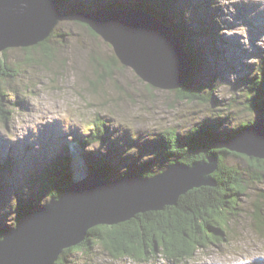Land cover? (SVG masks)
<instances>
[{
	"label": "rangeland",
	"instance_id": "obj_1",
	"mask_svg": "<svg viewBox=\"0 0 264 264\" xmlns=\"http://www.w3.org/2000/svg\"><path fill=\"white\" fill-rule=\"evenodd\" d=\"M176 7L185 12L195 35L191 44L204 60L186 83L201 88L197 101L181 100L175 90L156 88L132 68L115 64L112 46L74 21L73 7L62 10L65 16L47 43L53 48L49 58L39 51L7 50L8 62L19 71L1 83L8 113L5 122L0 119V165L11 162L0 171V230L14 227L18 196L23 208L35 197L32 212L49 202L38 195L42 173L60 155L72 161L75 181L86 177L84 157L90 154L107 155L112 178L146 162L156 174L167 168L168 160L155 149L165 131L183 137L192 127L216 122L224 139L262 116L247 108L246 97L248 77L264 54V0H180ZM206 29L212 33L205 35ZM96 114L107 132L104 142L87 144ZM227 164L244 172L248 161L231 157ZM237 204L225 240L199 247L186 262L160 252L150 260L114 258L96 246L89 254L67 253L66 264H264V179L250 182Z\"/></svg>",
	"mask_w": 264,
	"mask_h": 264
},
{
	"label": "water",
	"instance_id": "obj_2",
	"mask_svg": "<svg viewBox=\"0 0 264 264\" xmlns=\"http://www.w3.org/2000/svg\"><path fill=\"white\" fill-rule=\"evenodd\" d=\"M56 0H0V53L47 39L64 18ZM85 24L113 48L121 65L132 68L156 88L178 90L190 79L192 59L173 28L148 11L121 8L76 11ZM230 152L264 160V111L233 138L221 142ZM217 159L191 166L176 161L144 178L130 173L114 181L92 173L69 185L0 238V264H55L61 253L83 241L100 224L114 225L136 214L177 204L193 188L213 186Z\"/></svg>",
	"mask_w": 264,
	"mask_h": 264
},
{
	"label": "trees",
	"instance_id": "obj_3",
	"mask_svg": "<svg viewBox=\"0 0 264 264\" xmlns=\"http://www.w3.org/2000/svg\"><path fill=\"white\" fill-rule=\"evenodd\" d=\"M56 1L61 10L73 7L72 13L79 10L91 12L121 8L148 11L173 28L192 59L193 71H196L198 67H203L204 60L201 50L194 49L191 44L194 41V31L185 23V12L176 7L180 0ZM82 25L92 35H96L85 24ZM210 33L212 32L208 29L204 32L205 35H210ZM53 34L54 31L43 42L22 49L24 51H39L44 57L49 58L53 54V48L47 46V43ZM7 50L0 53V119L4 122L7 119L8 111L5 107L6 94L1 83L11 78L13 72L18 74L19 71L8 62ZM26 61L31 63L33 58L28 56ZM112 61L115 64L119 63L115 55L112 56ZM187 84L175 90L178 97L188 102L202 99L201 88L189 87ZM247 87L249 90L246 97L247 108L263 114L264 54L254 74L248 77ZM252 122L254 121H248L238 126L224 139L219 132L221 123L216 122L192 127L183 137H179L174 129L165 131L156 140L155 149L162 154L164 160H168L167 167L176 161L191 166L194 163L215 157L217 168L210 175L215 185L193 188L180 195L176 205L165 206L157 211L138 213L129 221L114 225L94 226L87 231L81 243L65 249L55 264H66L67 255L72 252L81 251L89 254L96 246L106 250L114 258L129 256L137 260H150L160 252L167 259L182 263L191 259L199 247L204 249L216 241L225 240V228L230 223L233 210H237L238 196L246 191L250 182H261L264 179V160L230 152L220 143L233 138ZM106 132V122L99 114H96L92 121L91 131L86 136L87 144L104 142ZM231 157L246 159L248 161L246 170L242 172L240 168L227 164V160ZM84 159L86 163L84 171L87 176L97 172L107 181L123 177L112 178L113 171L110 168L113 165L107 162V155L93 158L90 154ZM10 162V159L5 160L0 165V171L8 170ZM147 164L148 162L140 163V166L135 168L132 173L144 178L152 177L155 173L148 169ZM42 179L43 183L38 195L48 198L49 201L59 199L65 189L75 182L72 161L65 155H60L55 162L47 164L42 173ZM34 199L35 197L30 198L29 201L25 200L27 205L25 204L26 208H23L21 201L24 199L17 197V218L14 221V227L10 229L15 228L21 218L32 213ZM260 223L263 229L264 221ZM7 230H0V238Z\"/></svg>",
	"mask_w": 264,
	"mask_h": 264
}]
</instances>
